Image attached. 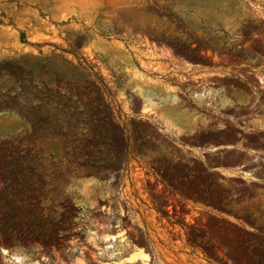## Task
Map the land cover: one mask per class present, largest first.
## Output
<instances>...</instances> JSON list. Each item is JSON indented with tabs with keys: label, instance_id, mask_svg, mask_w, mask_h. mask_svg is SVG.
Masks as SVG:
<instances>
[{
	"label": "rangeland",
	"instance_id": "374dc122",
	"mask_svg": "<svg viewBox=\"0 0 264 264\" xmlns=\"http://www.w3.org/2000/svg\"><path fill=\"white\" fill-rule=\"evenodd\" d=\"M2 140L0 264H264V0H0Z\"/></svg>",
	"mask_w": 264,
	"mask_h": 264
},
{
	"label": "trees",
	"instance_id": "16d2710c",
	"mask_svg": "<svg viewBox=\"0 0 264 264\" xmlns=\"http://www.w3.org/2000/svg\"><path fill=\"white\" fill-rule=\"evenodd\" d=\"M21 161L22 155L18 145L11 144L9 140L0 141V170L7 174L15 172L14 175L16 176L17 168L20 166ZM245 219L252 226L257 227L259 231L264 230V224H260L262 223L261 219L264 220V214L258 216L250 214Z\"/></svg>",
	"mask_w": 264,
	"mask_h": 264
}]
</instances>
